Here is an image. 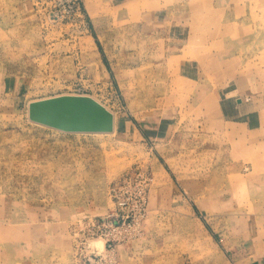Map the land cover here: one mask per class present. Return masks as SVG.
<instances>
[{"label": "rangeland", "instance_id": "obj_1", "mask_svg": "<svg viewBox=\"0 0 264 264\" xmlns=\"http://www.w3.org/2000/svg\"><path fill=\"white\" fill-rule=\"evenodd\" d=\"M64 93L113 131L29 119ZM134 171L147 212L105 246ZM263 242L264 0H0V264H261Z\"/></svg>", "mask_w": 264, "mask_h": 264}, {"label": "water", "instance_id": "obj_2", "mask_svg": "<svg viewBox=\"0 0 264 264\" xmlns=\"http://www.w3.org/2000/svg\"><path fill=\"white\" fill-rule=\"evenodd\" d=\"M28 117L69 132H111L114 129L113 112L89 94L64 93L31 100Z\"/></svg>", "mask_w": 264, "mask_h": 264}, {"label": "built area", "instance_id": "obj_3", "mask_svg": "<svg viewBox=\"0 0 264 264\" xmlns=\"http://www.w3.org/2000/svg\"><path fill=\"white\" fill-rule=\"evenodd\" d=\"M147 176L134 171L117 179L110 187L113 208L97 216L91 230L105 236L104 245L133 236L137 222L145 216L148 206ZM140 221V222H141Z\"/></svg>", "mask_w": 264, "mask_h": 264}, {"label": "bare ground", "instance_id": "obj_4", "mask_svg": "<svg viewBox=\"0 0 264 264\" xmlns=\"http://www.w3.org/2000/svg\"><path fill=\"white\" fill-rule=\"evenodd\" d=\"M138 84H139L140 86H139L138 88H135V90H136L137 93L143 91L142 89L145 88V84L142 83V82H140L139 80H138ZM209 89H211V88H209V87L206 88V92H208ZM203 90H204V88H202V92H203ZM206 92H205V93H206ZM198 94H200V93H198ZM200 96H201V95H200ZM200 96H199V97H200ZM209 102H210L211 104H213L212 101H209ZM113 114H114V113H113ZM114 120H115V114H114ZM38 124H41V123H38ZM41 125H43V124H41ZM77 132H79V131H77ZM95 133H102V132H95ZM100 240H101V239H99L97 242H96V241L94 242L95 245L98 246L99 248H100L101 246H103V241H104L103 239H102L103 241H102V240L100 241ZM91 243H93V241H92ZM101 249H102V247H101Z\"/></svg>", "mask_w": 264, "mask_h": 264}, {"label": "crops", "instance_id": "obj_5", "mask_svg": "<svg viewBox=\"0 0 264 264\" xmlns=\"http://www.w3.org/2000/svg\"><path fill=\"white\" fill-rule=\"evenodd\" d=\"M152 14V13H151ZM150 14V16L152 17V18H155V16L153 17V14L151 15ZM158 14H164V12H159ZM158 17H160V15H158ZM160 18H156V19H153V20H159ZM211 93V92H210ZM223 96H227V94H224ZM222 96V97H223ZM227 101V100H226ZM227 103H228V101H227ZM224 105H226V107L224 106ZM221 106V105H220ZM222 106H224L225 108H228V109H233V107L231 106V105H227L226 104V102H222ZM221 106V107H222ZM232 107V108H231ZM225 108H222V112H226V111H229V110H226L225 111ZM220 111H221V108H220ZM259 246H262L261 248H263L264 249V242H263V244L262 243H260V245ZM261 255H264V254H261ZM260 262H261V264H264V257L263 258H261L260 260H259Z\"/></svg>", "mask_w": 264, "mask_h": 264}]
</instances>
